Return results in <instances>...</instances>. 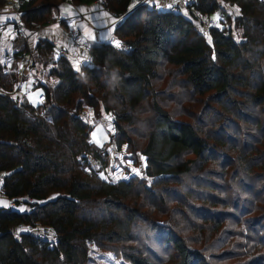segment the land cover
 <instances>
[{"label": "trees", "instance_id": "obj_1", "mask_svg": "<svg viewBox=\"0 0 264 264\" xmlns=\"http://www.w3.org/2000/svg\"><path fill=\"white\" fill-rule=\"evenodd\" d=\"M70 1H99L123 18L113 32L116 43L89 42L88 64L77 63L71 54L52 58V45L45 41L36 45V60L53 78L42 85L45 101L37 105L9 92L16 76L0 65L1 190L19 206L0 207V264H84L91 243L119 246L130 264H218L217 255L203 249H228L222 252L226 256L242 249L232 252L248 258L242 264H264V183L257 185L261 174L252 167L264 149L251 158L248 154L260 142L239 148L241 142L234 140L228 147V126L212 124L205 132L176 118L161 105L156 87L160 78L176 74L192 95L214 100L224 119L239 123L257 116L253 127L264 132V75L255 73L252 59L264 54V0H193L177 11L146 5L129 9L133 0ZM65 2L18 0L23 26L46 25L51 9ZM5 4L0 0V8ZM225 5L237 8L233 20ZM194 12L220 18L202 27ZM21 32L13 39L16 61L28 52ZM143 105L150 115L141 116L147 110ZM87 107L93 115L112 114L115 146L126 144L138 152L144 158L143 176L153 181L102 176L106 153L90 140V121L80 114ZM250 160L255 165L248 166ZM216 161L218 171L203 168ZM227 167L239 177L238 201L221 195L219 176ZM98 206L104 217L85 209ZM193 210L198 217L191 216ZM183 222L192 236L177 226ZM19 225H46L54 233L40 235ZM223 232L231 239L222 241ZM214 234L218 239L209 246L196 245ZM234 237L243 243H233Z\"/></svg>", "mask_w": 264, "mask_h": 264}, {"label": "rangeland", "instance_id": "obj_2", "mask_svg": "<svg viewBox=\"0 0 264 264\" xmlns=\"http://www.w3.org/2000/svg\"><path fill=\"white\" fill-rule=\"evenodd\" d=\"M178 1L179 0H176V2ZM159 2L161 4L160 3H157V4L163 8L164 5L162 1L159 0ZM146 6L148 8H152L153 6L152 1L148 2ZM224 9L226 10L227 13H229L230 20H233L234 16L238 14L237 8H234L233 6L225 5ZM122 18L123 17H121V20ZM211 18L214 21H217V19H219L220 17H219V14L216 13ZM13 36L14 35H10L8 40L13 39ZM8 40H3V41L0 40V59L1 61L4 58V55L11 51L10 42ZM112 41L113 43H116V40L114 38L112 39ZM254 58H255L254 60L255 73H257L259 76L264 75V54L259 55V56H256L255 54L252 59ZM8 69L14 70L15 66L14 68H11L10 66L8 67ZM170 82L173 84L172 85L169 84ZM156 87L159 88L158 99L161 105H163L164 108L169 110L172 113V115L175 116L176 118L190 121L193 124L197 125L198 127H201L204 131L207 130V132H209L210 125L212 124L215 126H219V128L228 126L229 133L225 134V135H228L227 141L225 140V144L227 146L232 144L234 140L241 142V144L238 145L239 148L243 146L244 142L249 141L248 143H251L254 140L259 141L260 142L258 145L259 149L257 148L256 150L252 149L251 152L248 153L250 154V158L253 157L254 155H258L256 153L259 151H262L261 149H264V132L263 130L255 131L253 127L254 122L257 121V119H259L257 116L253 118L251 115H249L246 122L240 121L239 123L235 121L231 122L230 118H228L229 120L224 119L220 113L217 103L214 100L208 99V97L206 96L200 97L197 95H192V93L189 92V89L185 86V84L181 81V79L176 74H174V77H172L171 74H168L160 78L156 82ZM40 91H41L40 87L31 89L29 91H25L27 93V97H26L27 103H30L33 105L39 104L38 93ZM142 107L144 109H147L146 105H143ZM142 115H146V116L150 115V110L147 109L145 112L141 113V116ZM88 116H89L88 118H89L90 125H91L90 140L95 146H97L98 148H101L106 153V158H105L106 159L105 161L106 169H105V172H101L102 176L106 178H110L113 181H117L119 179L128 180L132 177L143 179L145 180V182L147 181L151 182L154 180L153 178H145L143 176L142 168L144 167V158L140 156L138 152L133 153L131 150H128L126 144H123L121 148H117L115 146V143L114 141H112V138L113 139L115 138L116 133L113 135L111 132V129L113 127V123H112L113 116L111 113H107L104 116L99 115V114L93 115V110H92L88 114ZM97 116L99 117L97 118ZM138 132L142 133V130L138 129ZM210 135L214 136L212 134ZM134 137H136L139 140V142L142 141L141 136L137 137L134 134ZM250 146L251 145H247V148H250ZM244 153L247 154V152H243V154ZM233 154L238 156V154H241V153H237L236 151ZM258 156L262 157L260 160H262L263 161L262 164H264V155H258ZM235 160H237V158H235ZM235 160H233L234 167L236 164ZM260 160L257 161L256 165H255V162H253V160H250L248 162V166H251L253 165L252 163H254L255 166H252L254 171L257 174H261V176H259V179L257 180V183H258L257 185H262L264 183L261 181L262 179L261 177H264V168L262 171H259V166H260L259 164L261 162ZM238 161H240V159ZM91 163H92L91 164L92 167L94 169H97L98 166L97 164L94 163L93 160H91ZM260 167H263V166H260ZM203 168H206L209 170L215 169L216 171H218L219 164L217 163V161L213 164L207 163L206 165L203 166ZM224 171L225 173L220 174L219 176L220 185H222V187H220V190L222 191L221 195L227 198L229 202L230 201L232 202V200H236V201L240 200L241 195L235 192V188H234L236 187V184L239 178L238 176L234 177V172L236 170L234 169L233 171V168L227 167L225 168ZM241 188L244 189V191L245 189H247V187H245L243 183L241 185ZM169 203H170V206H174V202H169ZM23 207L24 206H22V208ZM137 208L141 211H144L143 207H137ZM85 209L87 210V213L92 212L93 214L92 216L96 218H99V217L101 218V217H104V215H106L103 209L101 208V206L86 207ZM197 212L196 210H193V213L191 216H193L194 218L198 217L199 215L194 216L195 214H197ZM144 216L146 217L149 215L145 212ZM193 217L191 218L193 219ZM176 219H180V218L177 216ZM193 220L196 221L195 223L197 225L200 224V222H197V221H200V219H193ZM190 221L191 219H189V222ZM177 226L184 231L185 235H189V236L193 235L191 230L187 229L188 226L186 225L185 222L179 223ZM222 234L223 235L220 234L221 239H223L222 241L226 242L229 239H231L230 235H227V232H223ZM204 235L206 236V234ZM204 235L202 236V238L204 237ZM213 239H218V237L215 236L214 234L207 241L201 240L200 243L198 244L194 243V241H191V242L193 244L198 245L199 247H201L202 245L209 246L212 243ZM231 241L233 243H237L238 241H241V243H243V240L240 239L239 237H234L232 238ZM203 250L209 251L212 254L217 255L213 257L215 258L218 264H242V263H245L248 259L247 257H243L242 255L236 254L238 252L232 253L234 250L240 251L242 249H231L232 252L231 253L228 252L230 254H228L227 256H226V253L223 254L222 252L224 250L228 251V249H203ZM160 251H163V249H158L157 251L160 253V255H163V253ZM119 252H120L119 246H115L114 244L100 246V244L97 245V243H94V244L91 243L88 245L87 260L86 262H84V264H130L126 259H124L119 254ZM221 255H223V257Z\"/></svg>", "mask_w": 264, "mask_h": 264}, {"label": "crops", "instance_id": "obj_3", "mask_svg": "<svg viewBox=\"0 0 264 264\" xmlns=\"http://www.w3.org/2000/svg\"><path fill=\"white\" fill-rule=\"evenodd\" d=\"M153 3H160L159 0H151ZM158 1V2H157ZM166 8L172 3H177L176 0H161ZM161 4V3H160ZM181 6V4H178ZM66 12L71 18L76 27L87 37L90 42L98 41H112L114 38L113 32L115 27L120 23L121 17L114 16L99 2L94 1L90 4H78L70 0H66L65 3L60 4L58 7L51 9V20L44 26L36 27L29 30L23 26L22 32L18 34L23 36L24 45L27 47L28 52L21 56L19 60H14L12 54L17 50V45L13 44V39L8 40L10 35L7 32L0 31V40H8L10 42L11 51L4 55V58L0 59V65L4 66L5 71H12L15 73L16 80L12 89L9 91L12 95H17L22 98L27 97L25 91H29L34 88H41L38 93H43L42 85L52 84L53 78L47 77V72L42 68L39 61L34 56V50L39 42H47L52 45V58H56L59 55H70L71 45L66 35L65 24L58 23L56 18L60 13ZM21 13L16 15L9 10V7L5 4L0 8V22L13 21L20 18ZM113 42V41H112ZM22 58L26 59V62L22 61ZM30 65H35V69H31ZM14 68L9 70L8 67ZM2 180L0 178V190ZM9 200L0 194V207H7Z\"/></svg>", "mask_w": 264, "mask_h": 264}, {"label": "built area", "instance_id": "obj_4", "mask_svg": "<svg viewBox=\"0 0 264 264\" xmlns=\"http://www.w3.org/2000/svg\"><path fill=\"white\" fill-rule=\"evenodd\" d=\"M151 0H133L131 2V6L129 9H132L139 5H147L148 2ZM193 0H179L178 4H190ZM6 5L9 7V10L15 13L16 15H19V4L18 0H5ZM178 4L172 3L168 7L164 9H169L171 11H177L178 10ZM153 9H161V6H159L157 3L152 4ZM194 18L198 22V24L202 27H209L211 25H215L216 22L211 18H204L197 12H194ZM56 21L58 23H63L66 26V35L68 38V41L71 45V56L77 63H91L92 61V55L90 54V43L85 37V35L76 27V25L72 22V18L66 13H60V15L56 18ZM23 29V24L21 19H15L13 21H5L0 22V31L7 32L9 34H17ZM122 49H128L124 45L119 46ZM23 62H26L25 58H22ZM31 69H35V65H30ZM14 95V94H13ZM45 101V94L41 93L38 95V102L42 103ZM92 111L91 107H87L85 110H83L80 114L82 119L87 120L89 119L88 114ZM112 134L114 135L116 133L115 127L113 126L111 129ZM0 194L3 195V191L0 190ZM20 204V203H19ZM9 205L12 207L18 206L15 201L9 200ZM19 229H25L28 232H38L40 235H52L54 233L53 229L49 226H42L37 225L34 228L30 227H23L22 225H19Z\"/></svg>", "mask_w": 264, "mask_h": 264}, {"label": "snow or ice", "instance_id": "obj_5", "mask_svg": "<svg viewBox=\"0 0 264 264\" xmlns=\"http://www.w3.org/2000/svg\"><path fill=\"white\" fill-rule=\"evenodd\" d=\"M117 46H119V42H117Z\"/></svg>", "mask_w": 264, "mask_h": 264}]
</instances>
